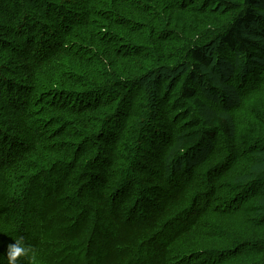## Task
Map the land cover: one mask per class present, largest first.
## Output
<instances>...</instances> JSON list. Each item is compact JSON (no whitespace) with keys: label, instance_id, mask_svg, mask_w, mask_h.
<instances>
[{"label":"trees","instance_id":"trees-1","mask_svg":"<svg viewBox=\"0 0 264 264\" xmlns=\"http://www.w3.org/2000/svg\"><path fill=\"white\" fill-rule=\"evenodd\" d=\"M262 1L0 0V264L15 240L30 249L18 264H238L264 248L214 245L264 196V170L232 179L248 151L222 113L264 82L263 53L236 62L264 48L245 34L264 28ZM226 11L194 36L178 20ZM210 42L237 102L201 79ZM205 90L223 99L207 120Z\"/></svg>","mask_w":264,"mask_h":264},{"label":"rangeland","instance_id":"rangeland-1","mask_svg":"<svg viewBox=\"0 0 264 264\" xmlns=\"http://www.w3.org/2000/svg\"><path fill=\"white\" fill-rule=\"evenodd\" d=\"M256 8L260 13H264V2L263 4L261 3L260 5H257ZM229 12L231 11H226V13L220 16L219 14H212V16L207 19L205 17H198L197 15L180 16L178 20L180 21V23L185 21L184 27L188 29L194 36L198 34L202 29H210V27L212 26L217 27L221 26L224 23H227V21H225V16L228 17V15H231L233 17L236 14V12H231L230 14ZM204 23H206L207 25L203 27ZM173 31L180 34L182 32V29L173 28ZM245 34H248L253 39H256L258 43L264 44V36L261 35L264 34L263 27L261 28L256 24L251 25L249 28H247ZM209 41L211 40L209 39ZM210 43L211 45L208 47L207 52L212 56L213 64L210 67V73L203 74L201 79L204 78L211 86L215 85L217 88L220 87V89H223V93L227 98H235L236 96H233L234 90L231 89V87L221 86L217 84L218 78H225L222 71L226 76L228 75L229 63L227 62L225 65H222L220 67L217 66V61L221 54V48L218 42ZM181 53H183L182 57L186 54H184L183 51H181ZM226 53L228 52L226 51ZM226 53L225 57L227 58V61L231 60V55L227 56ZM262 53L264 54V48L263 50L262 48H260V50H255L252 56L240 57L239 55L237 57L238 59H236V62L239 66V64H242L243 61H248V64L256 69V61L257 59L260 60ZM253 86L255 87L252 88L249 93L240 95L239 101L237 100V98H235L236 102L238 101L237 107H231L229 114L222 111V113L227 115L226 117L229 116L228 118L231 125L230 136H232V140L235 141L234 138L238 139L235 143L237 145L236 148H239V152L248 151L247 158H243L238 162H232L231 165H229L230 168L234 170L232 176V179L234 180L242 179L247 176L248 169L253 168V171L258 169L259 172H262L264 170V82L262 81L261 74H258L257 77L253 80V84L251 85V87ZM201 89H203V87ZM209 92H211V90H205V96L208 95L207 100L205 99L207 101V106H205L201 110V113L206 117V120L207 118L210 119L212 113L216 111L214 105L212 104V102H209V100L214 99L215 105L218 101L223 100L217 93H212V98ZM138 103V109L142 111L143 108L140 107V105H142V101H139ZM224 149L232 150L231 148H228L226 146H224ZM236 174L238 176H236ZM251 177H254V175ZM245 179H243L242 181H244ZM231 184V182L229 184L225 182V188L222 187L224 189L220 191L225 192L228 189H230V192L233 191ZM253 200L254 199H249L248 202L243 205L244 207L241 206L242 216L244 217V219L239 220L237 218H229L228 220H220L221 224L225 225V230H221L219 232V235L222 239H216L214 241V245L215 243H217V245L215 246L225 245L227 243V240L224 239L225 236H227V233L231 234L232 237L235 238V240L233 241H236L239 246L245 244V242L248 241H260L258 243H264V225H256L255 222L257 214H260L264 211L261 208V206H264V196L258 197L256 201ZM237 244L233 246H236ZM260 245L261 244H256L254 248H247V251L249 253L247 254L248 256L246 255L245 258H242L238 264L261 263L262 258L264 257V248Z\"/></svg>","mask_w":264,"mask_h":264},{"label":"clouds","instance_id":"clouds-1","mask_svg":"<svg viewBox=\"0 0 264 264\" xmlns=\"http://www.w3.org/2000/svg\"><path fill=\"white\" fill-rule=\"evenodd\" d=\"M15 240V239H14ZM30 249L27 246H22L20 241L15 240V243L10 244L7 248L6 260L7 264H18V261L29 256ZM31 264H35V256L30 257Z\"/></svg>","mask_w":264,"mask_h":264},{"label":"bare ground","instance_id":"bare-ground-1","mask_svg":"<svg viewBox=\"0 0 264 264\" xmlns=\"http://www.w3.org/2000/svg\"><path fill=\"white\" fill-rule=\"evenodd\" d=\"M199 4V3H198ZM198 7V6H197ZM238 13V12H237ZM200 19V18H199ZM103 32V31H102ZM38 33V32H37ZM121 34V33H120ZM38 47H40V46H38ZM239 61V60H238ZM177 90V89H176ZM213 106V105H212ZM211 107V106H210ZM192 110V109H191ZM201 111V110H200ZM249 184V183H248ZM244 186V185H243ZM225 199V198H224ZM229 199V198H228ZM228 203V202H227ZM226 204V203H225ZM242 206V205H241ZM243 207V206H242ZM261 230H263V229H261Z\"/></svg>","mask_w":264,"mask_h":264}]
</instances>
